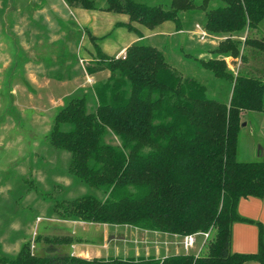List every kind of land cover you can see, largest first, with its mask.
<instances>
[{"label": "trees", "instance_id": "1", "mask_svg": "<svg viewBox=\"0 0 264 264\" xmlns=\"http://www.w3.org/2000/svg\"><path fill=\"white\" fill-rule=\"evenodd\" d=\"M62 1L69 8L125 15L128 21L115 26L138 41L125 49L124 58L109 56L97 44L105 36L85 31L92 51L84 49L90 62L82 69L101 78L56 109L43 144L49 152L68 155L64 175L89 191L71 199L59 187L60 197L42 193V199L53 202L48 214L62 222L128 226L132 232L180 239L203 236V248L199 255L84 259L63 250L72 236L61 227L63 235L45 234L50 242L39 244L40 253L22 245L9 255L0 244V264H264L261 228L257 253L231 251L232 225L251 222L237 213L238 202L264 198V159L237 158L243 115L264 113V36L259 31L264 0H171L167 8L142 0ZM190 11L204 22L183 26L180 15ZM168 22L175 24V33H192L200 41V48L184 58L210 78L229 82L226 103L210 98L203 82L171 66L161 49L142 42L139 26L151 32ZM67 31L70 39L73 31ZM81 37L77 33V40ZM228 58L239 59L243 67L233 73ZM76 59L73 55V64ZM109 134L116 144L104 140Z\"/></svg>", "mask_w": 264, "mask_h": 264}, {"label": "rangeland", "instance_id": "2", "mask_svg": "<svg viewBox=\"0 0 264 264\" xmlns=\"http://www.w3.org/2000/svg\"><path fill=\"white\" fill-rule=\"evenodd\" d=\"M142 1L167 8L171 0ZM212 3L217 5L218 2ZM80 11L78 8H66L62 0H0V244L2 250L9 255H16L22 245H27L31 253H40L43 249L39 251V244L46 245L50 242L49 237L43 238L45 234L50 237L63 235V232L59 231L61 226H54L58 219L48 214L53 202L42 199V193L51 192L60 197L63 193L58 195L56 192L59 187L62 192L65 189L63 197L71 199L89 191L64 175L68 155L49 152L43 144V136L52 124L56 109L74 96L79 88L90 87V81L96 82L101 78L99 75L87 76L82 69V66L85 67L90 62V56L85 50L90 51L92 48L86 42L85 35L77 40V33L83 34V31L89 29L99 37L105 36L98 40L97 44L101 48L123 46L129 37L135 35L123 27H114L117 22H127L125 15L88 10L87 15L91 23L87 25L82 24ZM193 12L181 13L183 26L192 22H204L201 14ZM171 23L168 22L169 25H175ZM68 27L73 31L70 39ZM163 27H158L154 32H162ZM139 29L148 31L142 26H139ZM259 31L260 35L264 36V23ZM147 34L149 33H145ZM184 40L185 33H175L162 42L157 38L142 42L161 49L171 66L184 76L203 82L208 88L210 98L226 103L231 91L229 82L210 78L208 72H200L202 70L197 65H187L188 61L183 60V54L188 52L181 42ZM73 55L77 56L76 64H73ZM251 64L255 65L252 62ZM227 65L233 73L243 67L239 59L228 58ZM57 74L64 77L57 80ZM260 115L261 113L246 112L245 117L241 119L245 126L241 127L237 139L239 161L257 162L264 159L256 153L259 147L264 146V142L258 141ZM104 140L117 143L110 134ZM30 181H33V186L28 187L26 183L29 184ZM69 222L65 225L70 226L68 229L71 231V241L78 247L77 257L108 258L104 256L105 253H101L103 250L90 243L91 239L87 237V232L96 226L84 222H80L83 223L81 225H72L73 221ZM108 229L127 237L126 240L115 238L109 244V257H135L137 245L129 239V232L134 230L128 226H114ZM163 237L172 238L171 245L181 242L177 236L164 234ZM148 239L150 241V238ZM196 243L199 249L195 251L192 248L190 252L195 251L194 254L199 255L203 248V236H197ZM116 246H120L118 253L113 251ZM161 247L167 248L163 245ZM177 247L178 250L167 249L169 255L181 250L184 254L189 253L181 246ZM140 254L143 255L142 250Z\"/></svg>", "mask_w": 264, "mask_h": 264}, {"label": "crops", "instance_id": "3", "mask_svg": "<svg viewBox=\"0 0 264 264\" xmlns=\"http://www.w3.org/2000/svg\"><path fill=\"white\" fill-rule=\"evenodd\" d=\"M65 7L67 8L66 5H65ZM80 12L81 13H79V15L81 17L82 24L88 25V23H91V19L89 18V15H87L88 10H82L81 9ZM127 21H128V18H127ZM117 23H119V22H117ZM120 23H126V22H120ZM169 24L164 23L161 25V27L165 26V27H163L164 29H161L162 32H154V31L143 32V31H141L144 40H147L149 38H151V39L157 38L158 40H160V42H162L164 40H168V37H172L175 34V26L172 23H171L172 25H169ZM115 25H116V23L114 24V27H116ZM108 27H110V25ZM92 29L95 31V28L92 27ZM85 31H83V36L85 35V37L87 39L86 42H88L89 47L92 48V44L90 43L89 36H88V34H86ZM87 31H88L87 33H89V35L96 37V38H101V37L97 36L96 34H93L89 29ZM127 32H129V31H127ZM145 33H149V34L145 35ZM192 35H193L192 33L185 34L186 40L181 41V42H183V45L188 49V52H190V51L194 52L195 50H197L201 46L200 41L198 42ZM137 41H138L137 35H133V37L128 38L126 44H124L123 46H119V47L118 46L117 47L105 46V47H102L101 49L105 54H107L109 56H119L122 53H124L125 49L130 44L137 42ZM91 51L92 50H90L89 52H91ZM183 60L184 61L187 60L188 61L187 65H189V66L195 65L192 60L184 58V55H183ZM92 78H94V77H92ZM244 117H245V114L243 115V118ZM259 134H260V136L258 137V141L260 143H262V142H264V113H261V115H260ZM263 147L264 146H262V148ZM258 152L259 151H256L257 154H258ZM237 213L242 218H245L251 222H242L241 221V222H235L232 225L231 251L234 253H240V254L257 253L258 249H259V230H260V228L262 229L263 244H264V198H261V199H257V198L241 199L237 205ZM67 223H70V222H62V221H58V220L56 221V224H60V225H58V227L61 226L62 228L69 231L70 229H68V227H70V226L65 225ZM71 224L72 225H81L83 223L71 222ZM61 227H59V228H61ZM108 230L109 229L107 228L106 225H103V226L96 225V227H92V229L89 230V232H87L88 233L87 237L89 239H91L90 243H92L94 246L100 247L101 250H103L101 253L102 254L105 253L104 256H106V257H109V254H108V252H109L108 248L109 247L108 246L112 241H114L115 238H117L119 240H126L127 239V237L125 235H117L114 232L110 233ZM83 232H84V230H83ZM74 234L75 233H73V236H74ZM79 234H84V233L79 232ZM129 235H130V238L129 237L128 238L132 239L133 243H135L137 245V252L135 254V257L151 256L152 255V256H155L156 258H161V257H164L166 255H169L168 250H170V249L175 250V248H177V250H178L177 246H179V248H180V244H179L180 242L173 243V245H171L172 243L170 244V241H172L173 239L167 238V237L164 238L163 237L164 235L162 236V235H159L156 233L140 232V231L139 232H137V231L129 232ZM148 238H150V241H148L149 240ZM160 240H162V241H160ZM148 243H149V245L147 246ZM161 245L167 246V248H163V247H161ZM173 246H176V247L173 248ZM119 247L120 246L114 247L113 251L118 253ZM77 248L78 247L75 244H73V241H71V245L70 246L67 245V247L63 248V250L66 253L70 254L71 256L77 257V254H79ZM198 249H199V246L196 243L192 250L197 251ZM141 250L143 251V255L140 254ZM181 251H178L176 254L181 253ZM195 251H191L190 253L194 254ZM95 257H97V255H95ZM110 257H118V256L112 255ZM244 264H260V263L255 262V261H251V262H246Z\"/></svg>", "mask_w": 264, "mask_h": 264}, {"label": "built area", "instance_id": "4", "mask_svg": "<svg viewBox=\"0 0 264 264\" xmlns=\"http://www.w3.org/2000/svg\"><path fill=\"white\" fill-rule=\"evenodd\" d=\"M202 39V38H201ZM125 56V52L122 53L121 55L119 56H116V57H122L124 58ZM93 82L90 81V84H92ZM204 238L206 239L207 238V234H204ZM196 242V236L194 235H187V236H184L182 239H181V242H180V246L182 247V249L185 251V252H190V249H192L194 247V244Z\"/></svg>", "mask_w": 264, "mask_h": 264}, {"label": "water", "instance_id": "5", "mask_svg": "<svg viewBox=\"0 0 264 264\" xmlns=\"http://www.w3.org/2000/svg\"><path fill=\"white\" fill-rule=\"evenodd\" d=\"M243 126H245L244 123L242 124V127H243ZM258 151H259V152H258L259 157H260V156H263V154H264V150H263V148L259 147V150H258Z\"/></svg>", "mask_w": 264, "mask_h": 264}]
</instances>
